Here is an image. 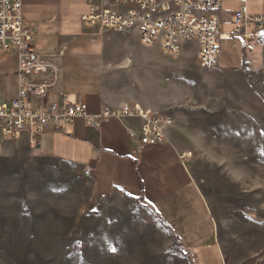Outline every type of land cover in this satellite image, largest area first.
Listing matches in <instances>:
<instances>
[{"label": "rangeland", "instance_id": "obj_1", "mask_svg": "<svg viewBox=\"0 0 264 264\" xmlns=\"http://www.w3.org/2000/svg\"><path fill=\"white\" fill-rule=\"evenodd\" d=\"M111 34L110 84L173 120L216 229H168L123 195L95 200L81 171L18 145L0 153V264H206L205 254L210 264H223L221 255L225 264H264V28L252 42L257 66L236 72L204 70L159 46L148 48L163 54L152 58L137 33ZM220 47L224 59L245 42ZM212 233L221 251L201 246Z\"/></svg>", "mask_w": 264, "mask_h": 264}, {"label": "crops", "instance_id": "obj_2", "mask_svg": "<svg viewBox=\"0 0 264 264\" xmlns=\"http://www.w3.org/2000/svg\"><path fill=\"white\" fill-rule=\"evenodd\" d=\"M238 9L239 0H223L222 8L212 12L222 20L223 34L228 33L227 25L234 28L233 14ZM87 11V0H23L25 25L36 30L35 50L63 69L60 85L51 92L50 101L62 102V98H66L69 104H74L81 99L88 103L93 114L104 107L118 108L127 102L145 109L161 108L110 84L113 74L118 73L114 67L116 62L108 52L114 35L90 27L83 20ZM248 13L264 15V0H249ZM250 27L253 32L249 31ZM247 31L254 36V41L260 33L252 21L248 22ZM135 33L136 43L144 47L149 56L155 58L156 53L160 58L163 55L159 49L143 45L139 31L128 34ZM59 52L63 54L58 55ZM248 52L242 47L241 51L224 59L220 55L215 69L236 72L246 68ZM182 53L198 62V43L185 41L180 55ZM17 72L18 61L14 55L0 58V102L17 98ZM142 122L139 117L109 118L94 128L77 118L61 131H47L38 137L35 146L27 132L20 139H14L0 128V153L18 145H30L41 155L81 171L91 185L95 200L123 195L152 209L168 229H216L186 160L174 143L172 129H166L163 143L140 145L131 140L128 128L139 131ZM87 169L89 175L85 174ZM194 200L197 204H193ZM214 233L201 243L204 250L213 246L220 249ZM202 257L210 264L206 254ZM218 262L225 264L222 255Z\"/></svg>", "mask_w": 264, "mask_h": 264}, {"label": "built area", "instance_id": "obj_3", "mask_svg": "<svg viewBox=\"0 0 264 264\" xmlns=\"http://www.w3.org/2000/svg\"><path fill=\"white\" fill-rule=\"evenodd\" d=\"M87 3L83 20L90 27L102 33L137 30L143 45L159 46L168 57L179 56L185 41H196L198 63L204 70L217 66L221 39L241 38L244 49L249 51L254 36L247 31L248 22H254L259 32L264 28L263 14L248 13L249 0H239V9L233 14L234 28L226 34L222 33V20L212 14L222 8L223 0H87ZM35 35L36 30L25 25L23 0H0V58L14 55L18 61L17 98L0 102V128L5 135L20 139L27 132L35 146L38 137L49 130L61 131L77 118L98 128L109 118L139 117L143 121L139 131L128 128L133 142L157 145L166 140V129L173 125V120L157 109L127 102L93 114L88 103L81 99L74 104H69L66 98L62 102L50 101L51 92L60 85L63 69L35 50ZM89 173L87 169L85 174Z\"/></svg>", "mask_w": 264, "mask_h": 264}, {"label": "trees", "instance_id": "obj_4", "mask_svg": "<svg viewBox=\"0 0 264 264\" xmlns=\"http://www.w3.org/2000/svg\"><path fill=\"white\" fill-rule=\"evenodd\" d=\"M248 60L252 64L253 67L257 66L256 55H255V52H253L252 50L248 52Z\"/></svg>", "mask_w": 264, "mask_h": 264}]
</instances>
